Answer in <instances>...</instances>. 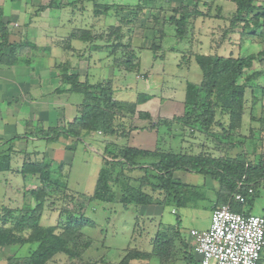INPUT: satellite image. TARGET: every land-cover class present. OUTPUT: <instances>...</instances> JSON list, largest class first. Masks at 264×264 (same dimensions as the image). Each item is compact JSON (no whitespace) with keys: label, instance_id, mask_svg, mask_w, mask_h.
Segmentation results:
<instances>
[{"label":"trees","instance_id":"1","mask_svg":"<svg viewBox=\"0 0 264 264\" xmlns=\"http://www.w3.org/2000/svg\"><path fill=\"white\" fill-rule=\"evenodd\" d=\"M85 2L93 4L96 14L106 16L112 11L117 13L128 8V6L114 4L111 6L100 5L96 0H72L68 6L74 8ZM139 2V6L132 12L133 14L131 13L127 17L123 16V19L119 20L121 25L116 26L117 30L110 27V35L104 34L107 43L112 37L121 40L119 38H122L123 35H120L119 30L122 24L126 26L129 22L135 24L139 19L145 17L147 9L161 12L166 8V5H169L170 0H139ZM232 2L236 5L234 20L237 24H248L252 21V35L255 40L256 31L264 28V8L259 9L258 14L252 15L256 10L255 0H232ZM170 12L172 16L167 19L165 25L174 29L175 40L181 42L188 36L189 26L194 22V19L190 20V17L192 15L196 17L195 12L191 11L188 6H180ZM249 15L252 16L249 17ZM129 17L131 19L127 20ZM163 25L162 27H164ZM155 34L158 35L155 41L161 43L164 31L159 30ZM9 36L7 25L0 13V65L4 60L10 63V59L13 62L18 61L17 59L25 61L27 58H21L20 55L30 56L31 51L37 49L27 39L20 43H10ZM70 38L87 44L89 50L101 49L96 42L102 38V35L93 36L89 30L77 29ZM259 43L263 47L258 54L237 59L216 55H197L196 62L202 72V80L199 84L190 82L186 84L184 113L171 120L160 119L150 126L151 129H157V131L162 127L169 131L171 126L176 124L183 132V136L196 133L210 136L211 139L213 137L218 143L216 149L220 151L219 155L213 157L207 153L196 155L185 152L174 153L164 151L160 144L153 152L123 146L117 149L116 154L108 153L110 161H106L108 166L99 170L91 199L102 203L125 204L128 207L144 205L190 207L189 201L195 202L201 198V195L203 200L204 194L199 191L200 188L183 184L174 177V173L185 171L209 177L218 183L219 188L214 195L212 210L229 206L232 212L245 216L250 215L242 213L239 208L244 205L251 206L258 197V190L264 189V105L261 117L256 121L259 127L251 132L252 136L255 131L261 134L258 137L261 144L257 145L256 149L261 151L259 157L254 156L257 153L254 151L253 158L248 159L245 153L240 154L237 150H242L244 147V142L240 141L243 138L238 131L246 110L245 92L247 89L253 91L257 88L264 99V88L255 84V81L264 74V40ZM160 47V45L152 43L150 49L153 54H156ZM121 48L122 45L119 43L115 48L113 47V50ZM128 48L122 53L119 61L118 59L114 60L117 65L120 64L123 67L125 72H134L138 69V63L135 62L137 53L134 49L129 50ZM30 61L31 58H28L27 62ZM254 64H258L260 71L249 74ZM57 68L61 81V88L57 92L59 94L75 93L83 96L78 117L71 123L47 129L39 123L33 131L25 134L26 137L44 140L48 144L57 143L60 139L79 141L95 133H101L106 137L126 138L134 129L131 121L135 116L141 121L153 123L149 114L136 112L137 105L146 101L147 96L140 95L135 103L120 102L114 100L111 80L92 85L88 81L81 82L78 74L71 73L67 62L66 65H58ZM121 111H126L133 118L120 114ZM224 118L227 123L222 124ZM216 127H220L217 133H215ZM18 140L19 137H14L10 140L0 141V173L10 170L11 159L15 154V143ZM237 140L238 142H236ZM51 163L52 161L46 158L42 162L23 164L21 173L23 175L38 173L42 181V188L32 191L35 193L37 202L35 208L21 211L13 224H11L13 218L11 211L6 210L5 215L7 216H4L0 223V249L37 244V249L32 254L20 259V264H46L52 261L56 254L66 255L67 264H70L73 259H76L78 264H83L81 256L91 243L83 233V228L87 224L84 209L74 212L65 208L61 211L59 221L55 226L42 227L40 225V217L47 194L51 192L52 188L58 186L65 188V185L58 179L50 181ZM61 167L62 165H59L58 169L61 170ZM128 172H142V176L133 179L127 175ZM131 183H138L139 187L135 188ZM113 185L116 187L115 193L112 190ZM153 195H158V197ZM235 195H241L244 202L234 201ZM7 224L14 227H8ZM168 237L167 234L159 233L150 253L127 249L124 258L118 264H130L132 261L139 260L147 261L151 257H157L162 263H166L171 258V250L175 249L173 239ZM188 264H191L189 259ZM258 264H264V252Z\"/></svg>","mask_w":264,"mask_h":264},{"label":"crops","instance_id":"2","mask_svg":"<svg viewBox=\"0 0 264 264\" xmlns=\"http://www.w3.org/2000/svg\"><path fill=\"white\" fill-rule=\"evenodd\" d=\"M180 6H188L191 11L195 12L196 16L193 17L192 15L190 17V20L194 19V22L189 26L187 38L181 42H177L173 35V39L167 43L166 38L168 34L164 31L161 43L158 41L152 42L161 46L158 53L151 55L150 51L144 50L141 51V53L144 52V56L140 57L137 54V58L135 60V62L138 63V70L140 66V70L142 69L144 72L142 78H144L143 82L145 84L146 92L151 89L157 90L158 88V91L161 93L164 86L162 87L161 84L157 87L158 84H156V82L173 83L175 84V87L170 90L171 93L169 94H167L168 90H166V92L163 91L164 97L161 99H159L157 95L145 93L148 99L137 105L136 112L149 114L153 123H150V121L137 120V116H135L133 118L135 119L133 126L135 130L133 129L126 138L118 137L121 141H129L127 147L153 152L157 148L159 134L157 129H151V124L156 122V118L171 120L168 118L181 116L184 113L186 82L199 84L202 80V72L196 62L197 55H216L223 58L237 59L252 54H258L262 50L261 44L256 42L257 40L253 39L252 21L248 22V24H237L234 20L233 15L236 10V5L232 2V0H170L169 5H166V8L161 11V13L164 14V18H162L163 16L159 18L158 15H155L157 12L156 10L147 9L149 11L147 16L153 17L154 23L152 25H156V27L147 30V34H145L146 41L147 39L155 40L156 36H158L155 32L163 30L164 27L168 26L165 24L167 19L172 16L170 11ZM254 6L256 7V10L252 15L258 14L259 9L264 8V0H255ZM51 11L53 12L55 10ZM252 15H249V17ZM9 16L12 15L10 13L9 15L2 13V19L4 23H6L8 31L13 30V25L11 26V23L18 21V19L11 21V19L8 18ZM159 23H162V25L164 24V27L159 25ZM68 25H70V23ZM89 28L90 27L86 25H71L68 27L63 25H53V28H51L50 31L54 32V35L46 33V31L48 32V28H46V30L39 28L43 33V37L40 38L39 36H36L35 38L37 41L33 40L31 43L37 47L38 51L40 50L39 48L41 45L43 47H48L54 43L55 46L58 45L70 52L75 51L77 53L82 50L85 52L88 50V45L80 43L75 39L70 38V36L77 29L91 31ZM140 37H144V35ZM139 38L138 46L136 47H139ZM22 40L20 38L17 40L13 39L11 34L9 36L10 43H20ZM54 50L58 53L57 49ZM20 56L21 58H27V60L28 58H31V61L27 62L25 59V61L17 59L20 63H16L18 61L13 62L10 59V63H8L7 60H4L0 65V141H6L14 137H19V140L15 143V154L11 159L10 170L0 173V194L3 198L1 201H5L6 199L7 203H10L12 199L10 196L6 197L7 193H5V189L9 187L8 185L10 184V180L12 181L13 178L18 180L22 176L21 171L24 164H22V162L24 161L25 155H27V152H39L40 145L44 144L43 140L30 139L26 137L25 134L31 132V130L33 131L39 123L45 129L58 126V124L61 123H63V125L71 123L78 117V109L83 102L82 95L75 93L59 94L57 92V90L61 88L60 77L55 73L56 71H52L50 66H48L49 68L47 67V60L37 55H33V57L31 56V53L30 56ZM66 57V60L73 66L74 70H72V73L77 74V60L74 61V59L78 58L77 54L69 53V55L65 56V58ZM85 58L87 68L84 67V69H89L90 67V70L94 69L95 71L93 74H90L88 71L84 72L85 80L90 84L95 85L112 77L113 70H111L109 66V64H111L110 60H106V62H98L97 64L100 66L96 68L95 65L87 63L93 58V55H91L90 60L88 56H85ZM91 65L93 67H91ZM256 71H260L258 64H254L253 69L252 71H249V74ZM79 74L81 75L80 72ZM121 74L123 75L120 77L122 84L118 85V88H115L114 86L113 97L120 102L135 103L141 93L138 92V88L136 86L126 80L127 75H131L132 73L125 72ZM138 77L139 75L136 74V81H138ZM255 84L260 88H264V74H262L255 81ZM180 85H182L183 94L176 93L180 91ZM261 94L262 93L257 88L253 89V91L247 89L245 94V98H248L245 100L246 110L242 118L241 127L238 131L243 138L242 140L240 139V141L244 142V147L242 150H237V152H240V154L245 153L247 156L246 158L248 159L253 158L254 149L258 148V139L255 136L257 131H255L253 136L251 132L253 129L256 130L259 127L256 121H258L261 117L262 106L264 105V99ZM224 123H227L226 118L222 120V124ZM176 127L178 126L173 124L170 130L166 133V137H171V130L172 128L176 129ZM215 129V133H217L218 130H220V127H216ZM98 134L100 133H95V135L93 134L86 137H90V139H92L91 141L94 142L95 138H101V135ZM86 137H84V139ZM114 137L117 138V136ZM75 142L76 140H73L70 144L71 146H66L64 145V142L59 140L57 143L47 144L46 147L40 151H44L45 156L47 155L48 159L58 161L57 155H59L61 151H64L65 148H71L74 150L73 146ZM182 142L183 144H189L190 148L187 149L188 151H184L187 154L196 155L200 153H207L213 157L220 154V151L216 149L218 145L217 141L213 137L211 139L210 136H203L200 134H197L195 137L192 135L184 136ZM236 142H238V140ZM192 148L194 149L192 150ZM92 153L100 156L103 163V153L100 154L97 150ZM40 156L41 155L32 154L31 158L37 160ZM254 156H259L258 151L254 154ZM26 157L28 159V156ZM142 166L146 167L145 165ZM101 167L102 166L98 167V170L101 169ZM179 176L181 178H179ZM25 177L28 179L30 176L26 175ZM174 177L180 180L183 184L202 189L204 188V190H211L214 192V195L219 188L218 183L215 181L213 182L212 180L210 181L211 178L204 177L202 175L178 171L174 173ZM18 183V188L14 191L12 190L14 186L10 185V188H12L11 194L15 192V195H20L21 189L19 192V186L24 187L23 190H26L24 184L20 183L19 180L16 184ZM31 193L32 191L30 194ZM5 206H7V204ZM166 208L171 209L170 215H177L175 206H140L141 210L139 212V217L147 219L148 217L152 218L151 222L156 224L154 231L167 234L169 236L168 238L173 239L175 246V249L171 250V258L166 263H162L161 261L155 262V258H158L151 257V259L147 260L145 264H187L188 256L190 254L193 255L192 261L194 260V263L197 264L196 257L192 250L193 240L189 237V235H186L185 232L183 233L182 221L180 219L176 221L177 223L171 220L170 216L166 212ZM188 208L192 209V207ZM211 208L210 210L212 211ZM250 215L253 214L251 213ZM205 220L206 224L207 221L209 223L206 226V229H208L210 219ZM193 224L194 222H191L190 229H194ZM206 229L202 228L200 230ZM186 232H188V230ZM25 246H10L6 248L10 249L18 247V249H22ZM6 248L3 250L5 251ZM134 262L136 261H132L130 264H133Z\"/></svg>","mask_w":264,"mask_h":264},{"label":"rangeland","instance_id":"3","mask_svg":"<svg viewBox=\"0 0 264 264\" xmlns=\"http://www.w3.org/2000/svg\"><path fill=\"white\" fill-rule=\"evenodd\" d=\"M72 0H0V13H4L12 16L8 18L11 21L17 20V22H12L11 26L13 30H9L13 39H26L28 42L37 41L36 36L42 38L43 33L40 31L46 30L48 28L49 35H54V32H51L50 29L53 28V25H63L65 27L68 26H88L91 30V34L93 36L102 35L100 40H97L96 44L100 46L99 50L92 51L86 50L85 52H70L58 45L51 44V46L43 47L41 44L40 50L36 49L35 51H31V56L37 55L41 58L47 60L48 63L47 67L50 66L52 71H56L55 73L59 76V70L57 68L58 65H66V62L69 64L70 72L72 73L73 66L67 61V57L69 53L77 54L76 67L78 68L77 74L80 76V81L85 82V71L93 74L95 71L94 69H84L87 68L85 64L86 58L85 56L91 59V55L93 58L87 62L93 64L98 68L100 65L97 64L98 62L110 60L111 64H109L110 69L113 70V75L106 80L112 81V87L118 88V85L122 84L120 81V77L123 75L121 73H125L123 67L119 64H116L114 59H118V61L122 57V53L129 50L134 49L135 53H137L140 57L144 56V52L141 51H150L151 55H153V51L150 49L152 46V42L155 40H148L145 39V34H147V30L150 28L156 27V25H152L154 23V19L152 16H147L148 10L145 12V17L143 19H139L135 24L133 22H129L126 26L125 24L121 26L119 32L120 35H123L121 40L115 39L112 37L110 42L107 43L105 35L109 34V28L113 27L117 30L116 26L121 25L119 23L120 19H123V16L127 17L129 14L135 11V9L139 6V0H96V2L100 5H122L128 6L126 10L122 9L119 12L112 11L107 16L96 14L94 12V7L91 2H85L82 4H78L76 7L72 8L68 6V3ZM143 3V2H142ZM156 4V3H155ZM52 6L51 8H49ZM144 6V5H141ZM159 6V5H158ZM55 10V11H51ZM124 10V11H123ZM133 14V13H132ZM158 17L164 18V14L161 13L159 10L155 13ZM129 17L127 20H130ZM159 20V19H158ZM70 23V25H68ZM156 24V23H155ZM159 25H162V23ZM27 27V28H26ZM41 28V29H39ZM94 28V29H93ZM158 28V27H157ZM163 31L168 34L166 40L167 43L173 39L174 29L170 26H166L163 28ZM109 32V33H108ZM105 34V35H104ZM144 37H140L143 36ZM25 36V37H22ZM140 37V38H139ZM138 38H139V47L138 46ZM264 38V28L256 31L255 33V40L256 42H263ZM121 44L122 48L114 49L117 44ZM157 44V43H156ZM260 44V43H259ZM263 47V46H262ZM57 49V51L54 50ZM105 49V50H104ZM60 50V51H59ZM115 51V52H114ZM99 52V53H98ZM158 53V51H156ZM56 53V54H55ZM34 57V56H33ZM152 58V57H151ZM80 62V63H79ZM45 64V65H46ZM89 64V66H90ZM91 67H93L91 65ZM49 68V67H48ZM84 69V70H83ZM81 73V75L79 74ZM104 72V71H103ZM128 73V72H127ZM131 75H127V81L131 82L134 86L138 88V92L141 95L147 96V94H154L157 95L159 99L163 98L164 92L168 90L167 94L171 93L175 84L173 83H161L156 82L159 87L162 84L163 91L160 93L156 89H151L150 91L146 92L144 78L143 77V70L137 69ZM97 74V73H95ZM105 74V73H104ZM136 74L139 75L138 81ZM82 76V77H81ZM91 81V79H90ZM188 82H186L187 84ZM156 86V85H155ZM180 91L176 92L177 94H183L182 85L179 87ZM246 94V92H245ZM176 98V96H175ZM248 99L247 97L244 100ZM116 100V99H114ZM165 101V100H164ZM79 111V109H78ZM120 114H124L126 116L132 117L131 114H127L126 111H121ZM78 116V115H77ZM162 118H156V121H160ZM172 119V118H168ZM138 120V119H137ZM135 119H132V124L134 126ZM141 121V120H140ZM63 125V123L58 124V126ZM257 126V125H256ZM135 130V129H134ZM168 129L162 127L158 131V141L160 146L164 151H172L174 153L188 151L189 144H183L182 140L184 139L183 132L180 131V127H176V129L171 130V137H166V133ZM95 135V134H94ZM101 138H95L96 143L91 141L90 137H86L85 139H80L74 143L73 149L65 148L64 151H61L59 155H57L58 161L51 160V175L50 181L53 182L55 180H60L63 186H58L52 188L51 192L47 194L45 199V203L43 205V212L40 217V225L42 227L47 226H55L56 223L59 221L60 213L63 209L67 208L69 211L78 212L80 209L85 210V217L87 219V224L83 228L84 235L91 241L89 248L82 254L81 262L83 264H118L124 258L127 249H136L142 252H151V247L154 244V240L158 232L154 231L155 223L151 222L152 218H140V207L129 206L125 204H110V203H102L99 201L91 199L95 187V183L98 178V167L102 166L101 168L108 166L106 161L110 159L109 152L112 154H116L117 149L123 146L128 145V140L121 141L118 137H106L103 136L101 133ZM197 134L192 135L195 137ZM264 135V134H263ZM262 135V136H263ZM189 136V135H187ZM255 136L260 137L261 134L258 132L255 133ZM195 139V138H193ZM64 142V145L71 146L70 144L73 142L72 139L65 140L60 139ZM259 140V139H258ZM44 141V140H43ZM48 143L44 141L43 145H40V150L44 149ZM53 144V143H52ZM260 141H258V146H260ZM160 148V149H161ZM194 148H192L193 150ZM33 151L27 152V155L24 157L23 163H34V162H42V160L48 159L47 155L45 156L44 151L41 152ZM72 150V151H70ZM103 153V163L102 158L92 152ZM92 151V152H91ZM254 151H257L254 149ZM70 152V153H69ZM258 153H261L258 150ZM41 155L37 160L31 158V155ZM28 156V159L27 157ZM30 156V157H29ZM259 156H257L258 158ZM23 160V159H22ZM110 161V160H109ZM102 164V165H101ZM59 165H62L61 170L58 169ZM129 173V172H128ZM129 175L131 178H139L142 176V172H131ZM180 174V173H179ZM190 174V173H189ZM182 175V174H181ZM23 175L18 179L20 183L24 184V187L19 186L20 195H15V192L11 194V189L13 187V191L18 188V180L13 178L12 181L10 180V184L5 189V193L7 196H10L12 199L10 203L5 201H1L2 195L0 194V223L2 222L4 216L7 211H11V224L15 222V218L21 214V211L27 209H33L37 205L35 200V193H31L36 188H42V181L40 180L39 174L29 175L28 179ZM25 178V179H24ZM179 178H181L179 176ZM203 178V177H202ZM215 181L210 179V181ZM17 181V182H16ZM216 182V181H215ZM217 183V182H216ZM21 184V185H22ZM133 187H139L138 183H131ZM203 194L204 199L201 198L196 200L195 202L190 203V207L178 208L177 215L172 216L170 215L171 209L166 208L167 214L170 216L173 222L177 220L182 221V229L183 233L185 232L186 235H189L191 222H194L193 227L195 230L206 229V226L209 224L205 219H210L211 210L210 208L214 205V192L211 190H204V188H200ZM112 190L115 193L116 187L115 185L112 186ZM147 191V189H144ZM18 191V190H17ZM30 191V192H29ZM198 191V192H199ZM149 192V190L147 191ZM258 197L256 201H254L251 206L244 205L240 206L239 210L242 213H249L256 216H264V189H259ZM154 197H158V195H153ZM197 202V203H196ZM7 204V206H5ZM193 210V211H191ZM10 214V213H9ZM142 219V220H141ZM210 222V221H209ZM177 223V222H176ZM6 226L12 227L13 225L7 224ZM14 227V226H13ZM190 229V230H189ZM188 230V232H186ZM37 249V244L27 245L22 249H18V247H13L4 251L0 249V264H20V259L28 257ZM193 255H189L188 259L191 264H195L194 260L192 261ZM160 260L155 258V262ZM144 262V263H143ZM146 261H136L133 264H145ZM46 264H67V256L64 254H56L53 257L52 261L47 262ZM70 264H78L76 259H73ZM188 264V262H187Z\"/></svg>","mask_w":264,"mask_h":264},{"label":"built area","instance_id":"4","mask_svg":"<svg viewBox=\"0 0 264 264\" xmlns=\"http://www.w3.org/2000/svg\"><path fill=\"white\" fill-rule=\"evenodd\" d=\"M251 193V190H249ZM234 201L243 203L241 195ZM197 264H258L264 252V216L213 209L206 230H190Z\"/></svg>","mask_w":264,"mask_h":264}]
</instances>
